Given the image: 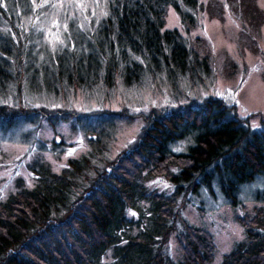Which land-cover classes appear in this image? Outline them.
<instances>
[{"label": "trees", "instance_id": "1", "mask_svg": "<svg viewBox=\"0 0 264 264\" xmlns=\"http://www.w3.org/2000/svg\"><path fill=\"white\" fill-rule=\"evenodd\" d=\"M170 8L183 31L166 29ZM204 9L200 0H109L99 25L69 34L66 48L41 52L39 63L32 53L35 39L22 43L0 34V129L22 116H40L10 106L16 98L24 101L20 91L26 80L55 95L61 89L86 94L110 90L119 81L137 85L152 74L186 79L190 70H211L206 46L183 33L197 27ZM11 45L30 58L17 61ZM105 112L75 113L74 125L88 136L104 135L109 144L123 112ZM159 113L146 116L147 127L122 162L94 171L96 181L88 189L77 194L72 184L91 167L90 156L84 155L60 172L41 167L38 183L0 202V264H97L108 253L113 262L107 264H208L216 248L213 233L192 224L182 205L203 201L201 191L221 192L227 201L221 205L239 204L240 189L264 174V128L251 129L218 98ZM185 138L190 141L185 152L173 150ZM151 175L167 178L171 189L145 187L148 192L140 180ZM237 218L245 238L222 264H264V207ZM135 227L139 236L131 234ZM173 236L181 257L172 252Z\"/></svg>", "mask_w": 264, "mask_h": 264}, {"label": "rangeland", "instance_id": "2", "mask_svg": "<svg viewBox=\"0 0 264 264\" xmlns=\"http://www.w3.org/2000/svg\"><path fill=\"white\" fill-rule=\"evenodd\" d=\"M108 1L0 0V34L20 39L22 43L26 39H35L37 47L32 53L39 56V63L41 52L47 55L58 53L68 46V36L80 35L99 25ZM200 1L205 4V9L196 17L199 20L197 27L183 33L198 46L199 42L206 46L205 54L211 65L207 72L204 68L190 70L184 74H189L186 79L175 78L174 74H152L137 85L128 86L119 81L110 90H94L86 94L77 89L67 92L61 89L60 94L55 95L45 89L39 90L27 80L22 81L24 88L20 94L23 93L24 101L16 102V98L10 106L17 107L20 113L36 111L40 116H22L13 125L0 129V202L38 183L42 177L41 167L60 172L70 160L84 155L90 156L91 167L76 176L72 184L77 194L88 189V185L96 181L94 171L109 170V165L125 159L124 154L136 145L147 127L146 116L153 111L161 115L168 110L190 107L193 102L218 98L247 121L251 129L264 128V0H245L240 6L236 0ZM167 15L166 29L183 31L176 10L170 8ZM19 44L27 51L20 41ZM9 49L17 61L31 56L24 55L12 45ZM105 111L123 112L115 125V137L109 144L104 135L91 137L81 126L74 125L75 113L86 115ZM89 139L96 143L89 142ZM189 143V138H185L174 143L172 148L185 152ZM167 180L163 176L151 175L140 180V184L150 190L171 189V182ZM80 185L83 187L79 190ZM240 191L239 204L235 207L221 205L227 201L219 191L211 196L209 192L201 191L198 197L203 201H197L194 206L182 205L188 218L194 222L192 224L213 233L216 248L208 264H222L225 254L245 238L244 227L237 217L253 216L264 207V174L245 184ZM188 199L191 200L189 196ZM182 200L188 201L187 197ZM140 233L138 227L131 230L133 236ZM170 241L173 254L181 257L174 236ZM98 262L112 263L111 253Z\"/></svg>", "mask_w": 264, "mask_h": 264}]
</instances>
